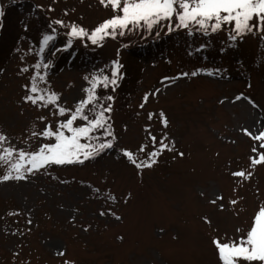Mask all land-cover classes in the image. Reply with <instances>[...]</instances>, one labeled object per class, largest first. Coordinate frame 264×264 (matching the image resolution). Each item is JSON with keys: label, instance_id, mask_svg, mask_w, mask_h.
<instances>
[{"label": "rangeland", "instance_id": "obj_1", "mask_svg": "<svg viewBox=\"0 0 264 264\" xmlns=\"http://www.w3.org/2000/svg\"><path fill=\"white\" fill-rule=\"evenodd\" d=\"M0 11V154L15 150L0 161V264H222L213 241L245 236L264 208V162L252 163L264 154L253 139L264 131V32L233 40L231 25L170 32L162 21L94 45L70 32L91 34L118 14L101 0H0ZM47 35L54 39L44 45ZM148 44L151 55L131 51ZM116 61L118 85L96 90L97 103L111 105L112 135L100 129L81 140L113 146L3 180L16 175L19 150L55 142L42 135L46 126L66 121L92 77L111 78ZM34 77L60 96L56 105L26 100ZM59 107L69 111L60 116ZM125 152L142 165L159 154L138 168Z\"/></svg>", "mask_w": 264, "mask_h": 264}, {"label": "snow or ice", "instance_id": "obj_2", "mask_svg": "<svg viewBox=\"0 0 264 264\" xmlns=\"http://www.w3.org/2000/svg\"><path fill=\"white\" fill-rule=\"evenodd\" d=\"M101 3L105 6H111L113 11L118 14L101 23L91 31V34L83 28L72 26L70 32L72 37H87L92 44L96 45L108 37L115 39L117 35H125V30L144 27L151 31L154 26L161 24L162 21H169L168 30L170 32L174 29H190V26H195L199 31L208 33L210 30L215 33L222 30L224 26L231 25V39L233 40L248 33L264 32V0H101ZM0 16H3L2 11H0ZM174 17L176 22L173 25ZM253 21L255 22L253 23ZM56 23L60 24L61 21H56ZM53 39V36L47 35L43 38V44L48 45L49 41ZM40 66L37 65L36 67L39 68ZM43 67L47 68L49 65L44 64ZM120 67L118 61L114 62L111 78L108 76H93L90 80L91 87L85 89L86 98L77 102V106L71 112L70 117L66 121L60 122L55 130L51 126H46L43 131L42 135L44 137L54 138L55 142L44 144L36 152L29 153L19 150L17 161L11 163V169L16 175L13 176L10 172L3 177V180H21L25 178V173L30 174L53 164L83 163V160L92 158L101 151L111 148L113 146L111 142L93 145L92 143H81V140L91 141L97 139L91 134L100 129L104 130L105 136L112 135L110 125L107 124L108 118L105 116L106 112L112 111L111 105L104 107L102 104L97 103L100 98L97 96L96 90L98 85L101 84L105 88L111 85L114 90L115 86L118 85V80L122 79ZM192 75H195V73H192ZM39 79L44 80V77L40 76ZM85 79L88 78L85 77ZM35 80L36 77L33 78V84L30 88L33 95H28L26 100L34 105L41 104L45 107L56 105L60 96L55 92H47L38 88ZM106 99L111 101L113 97L108 96ZM237 99H240V97H237ZM145 100H147V97H145ZM90 105L94 106L93 111L96 108L100 109L95 113L93 119L85 114L86 108ZM68 111L64 107L58 108L60 116H64ZM40 119L44 118L41 117ZM78 120L87 123L84 126H74ZM163 123L166 126L167 120L165 119ZM66 132L69 134L66 135ZM245 133L252 135L247 129ZM33 135H37V133H33ZM5 139V136L0 135V142ZM253 139L264 141V131L253 136ZM152 140L155 142L156 138L152 137ZM167 147L166 144H162L161 151ZM259 147L264 149V143H261ZM256 150V148L253 149V151ZM14 151L12 148L3 149V154H0V161L9 163ZM158 154L153 152L152 163L142 165L136 163L132 153L125 152L128 159L136 164L138 168L142 166L151 167L156 162L154 157ZM262 162H264V154L252 161L254 164ZM234 175L242 177L245 173L237 172ZM213 243L218 250V256L222 264H240V261H244L246 264H254V262L264 264V208L259 209L254 216L253 224L245 236L231 242L222 243L219 240H214ZM59 254L64 255L63 251H60Z\"/></svg>", "mask_w": 264, "mask_h": 264}, {"label": "trees", "instance_id": "obj_3", "mask_svg": "<svg viewBox=\"0 0 264 264\" xmlns=\"http://www.w3.org/2000/svg\"><path fill=\"white\" fill-rule=\"evenodd\" d=\"M155 45L153 44V45H150V44H148V45H144V47H140V48H137V49H133V50H131L133 53H142V54H144V55H151V54H153V52L155 51V47H154ZM2 46L0 45V62L2 61V55H3V53H2ZM60 57H58V59H59ZM127 79V78H126ZM128 80V79H127ZM124 84V83H123Z\"/></svg>", "mask_w": 264, "mask_h": 264}]
</instances>
